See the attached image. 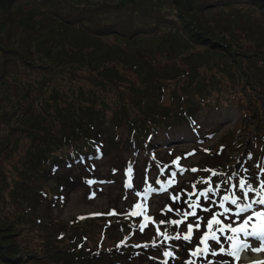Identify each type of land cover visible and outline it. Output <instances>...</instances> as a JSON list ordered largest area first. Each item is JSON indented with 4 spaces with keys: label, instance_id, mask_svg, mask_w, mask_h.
<instances>
[{
    "label": "trees",
    "instance_id": "trees-1",
    "mask_svg": "<svg viewBox=\"0 0 264 264\" xmlns=\"http://www.w3.org/2000/svg\"><path fill=\"white\" fill-rule=\"evenodd\" d=\"M68 1L67 6H60L56 0H0V264H25L29 262L28 257L33 259V264H38L42 257L19 239L21 225L27 219H18L19 211L27 210L23 204L25 201L30 202V191L34 192L32 197L37 191L36 179H32L30 185L29 177L30 172L39 170L35 164V146L39 140L46 153L45 162L39 166L44 169L50 166L52 158L62 157L66 142L73 149L72 155H75L86 144V135L91 131L92 137L93 134L101 133L109 139L122 137L123 134L132 144L141 146L150 119L124 108L122 97L106 84L113 87L128 72L141 78L134 85L135 88L142 89L151 81L158 84L156 102L161 101L162 105L170 103L176 90L182 87L193 88L208 102L198 84L169 79L165 72H156L152 66H146L145 54L133 42L134 26L144 23L142 16L141 21L132 19V24L126 26V37L121 38L122 47L112 56L117 65L110 67L107 76L110 80L104 81V93H98L94 88L86 89L76 82L84 77V71H88V76L94 80L98 72L107 75V70L99 66L102 65V59L88 58L82 49L75 51L74 46L69 47L74 53L58 55L53 51L58 36L71 27L91 31L96 37L92 40L95 45L86 52L89 55L92 50L107 45L105 38L110 32L113 37L118 36L115 23L116 20L119 23L125 19L127 7L125 3L120 4L122 1L116 0L106 22L98 19L102 9L95 3L96 0ZM197 1L208 18L206 27L216 29L225 36L240 32L253 35L254 23L259 26L263 24L264 0H222V4L216 0ZM180 5V1L171 0L162 11L173 12ZM77 11L81 14H77ZM224 51V48L216 49V52ZM233 61L237 62L238 74L245 82L244 88L256 90L255 99L259 100L258 103L252 99L247 101L241 127L246 135L257 134L260 129L264 130V84L261 83L259 87L255 84L261 81L264 73L260 69L247 71L239 61ZM262 61L264 63V57ZM75 62L82 64L78 74L69 70L70 64ZM75 90L78 99L74 98ZM88 96V107L94 113L86 121H79L76 111L84 107ZM65 102L66 112L60 121V128L54 133L55 140L50 145L45 144L43 138L51 135L55 111ZM110 109L113 111L110 112ZM89 122H92V126L88 130ZM75 126L78 131L74 133ZM72 134L74 139L68 144ZM20 135L28 137L29 141L20 145L22 160L12 162L11 151L20 142ZM77 139H81L82 143ZM27 206L28 209L35 208L34 203ZM63 242L54 241L56 247L52 250L53 255L66 262L73 261L67 244ZM15 250H19L20 254L14 253ZM96 259L104 260L107 264H124L123 259L112 260L108 254L98 255ZM142 262L139 259L133 263L126 261L125 264Z\"/></svg>",
    "mask_w": 264,
    "mask_h": 264
},
{
    "label": "rangeland",
    "instance_id": "rangeland-1",
    "mask_svg": "<svg viewBox=\"0 0 264 264\" xmlns=\"http://www.w3.org/2000/svg\"><path fill=\"white\" fill-rule=\"evenodd\" d=\"M119 1H122L120 4H126V16L125 19L119 23L116 20L115 26L117 27L119 34H117V37H113V33L110 32V35L105 38L107 45L96 48L87 55L86 52L92 48V45H95V42L92 40H94V37L96 36L91 31L78 29L76 27H71L63 35L58 36L59 38L57 42L54 43L53 51L58 55L74 53V51L69 48L70 46H74L75 51L82 49L84 56H87L88 58L102 59V65L99 66H102L103 69L107 70V75L104 76L103 73L98 72L95 79L92 80V77L88 76V71H84V77L80 78L79 81H76L79 84L84 85L86 89L94 88L98 93H100V91L104 93V81L109 82L110 80L107 78L108 73L110 72V67L114 66V64L117 65V62H115L114 57L112 56L119 51L120 47H122L121 38L126 37V26L132 24V19L137 18L140 13L141 5H144V0ZM56 2H58L60 6H67L69 4L68 0H56ZM95 3L102 9V12L99 13L98 19L108 22L116 0H96ZM77 14H81V12L77 11ZM111 18L114 19L113 16ZM263 35V31L255 34L256 37ZM252 42L253 39L248 37H240L235 42L239 48L247 52L244 56L240 57L241 59L239 60H241L243 66L248 70L263 66L261 60L253 54H264V44L258 47L257 45H252ZM247 54H252L253 56L246 57ZM160 57V55L157 56V58ZM176 60L179 62V59ZM160 61L165 63L170 62L171 59L162 55ZM198 62L199 64L196 67V79L202 85L201 87L204 89V92L210 100V104L214 105L220 103V108L211 113L209 120L204 124V128L208 129L217 126L219 131L224 132L226 128L239 126L241 120L240 114L246 110V100L249 96L254 95V91L252 89H247L246 91L243 90V81L235 71V64L225 56L215 55L209 63L201 62V59H198ZM70 65L69 70L76 74H78L80 68H82V64H78L77 62ZM73 95L75 99L79 98L77 90L74 91ZM84 102V107H80L79 110L76 111L78 112L77 116L79 117V121H86L90 114L94 113L93 111L91 112V109L88 107L90 102L89 96L86 97ZM193 108L197 112H201L203 110L207 111L209 106L199 101L193 105ZM65 112L66 102L65 104L62 103L55 111L51 135L43 138L45 144L50 145V143L52 144L55 140L54 133L60 128V121H62V116H64ZM90 126H92V122L88 123V130L90 129ZM77 131L78 129L75 126L74 133ZM73 134L72 138L68 140V144L74 139ZM231 135L232 129H229L226 134L222 136L225 138L227 144L225 151L232 146ZM19 140L20 142L17 143L11 151L12 156L10 161L12 162L22 160L20 145L26 140L29 141V138L20 135ZM80 142L82 143V141ZM65 145L63 147L64 152L69 151L67 142ZM246 146H248V143ZM35 151V164L38 165L39 170L36 169L35 171L30 172L29 183L31 185L33 181L32 179H36V184L38 185L39 190H42V194H44L45 190L49 194V197L45 198L44 196L35 193L34 197L40 199L39 202L38 199L32 197L34 192H32V190L30 191V202L28 203L25 201L23 204V208H27V210L23 211V209H21L19 211L18 219L20 221L27 219L21 225L22 229L19 239L30 250H34L38 255H42L41 260H38V264L41 261V264H44V260L48 258V252H50V242L54 241V238L56 237V229H61L63 226L62 224H65L73 215H76L77 213H91L96 209H101L102 205L97 199H94L93 201L86 200L84 197L85 193H80L79 189H75L82 185L81 182L75 186L72 185V182L78 181V178L75 176L74 172H71L70 170L73 166L76 167V169L78 168L79 158H77L75 162L73 160H64L66 165H61L60 161H57L55 167L50 170L49 177L44 168H42V166L39 167L40 164L45 162L44 156L46 154L40 140L35 146ZM64 152H62V155ZM127 155H129V152H127ZM138 158H141V156L139 155ZM57 159L59 158H52L51 161ZM59 184L62 185L61 188L63 187L62 191L61 188H58ZM35 189L36 187H34V191ZM68 189H71V191L69 192ZM26 203H34L35 208L28 209ZM83 228L90 229L91 224L85 225ZM14 253L20 254V251L15 250ZM58 259L59 258L57 257L55 260H49L48 264H57L59 262ZM28 261L29 262H25V264H33L32 258L28 257ZM96 262L97 261L88 260L79 264H95Z\"/></svg>",
    "mask_w": 264,
    "mask_h": 264
},
{
    "label": "snow or ice",
    "instance_id": "snow-or-ice-1",
    "mask_svg": "<svg viewBox=\"0 0 264 264\" xmlns=\"http://www.w3.org/2000/svg\"><path fill=\"white\" fill-rule=\"evenodd\" d=\"M223 148V146H221ZM208 151V149H205ZM193 153H188V155H193ZM180 157H176L172 161L179 167ZM163 171V170H161ZM184 169L180 168V172L183 173ZM190 171L197 172L196 168H191ZM206 172H211V175L203 180L205 187L198 189L197 184H192V191L188 192L187 195L189 199L184 201L187 204L188 209L181 211L180 209H173L171 206H166L165 211L172 212L177 211L181 216L180 219H171L167 221L168 224L173 226H180L186 221H189V217L194 218L192 221L186 223V231L177 232L174 235L167 234V229L162 233L159 227L157 228V235H163L165 241L168 240H183L191 242L195 232H199L201 225L205 218L198 215V210L209 215L210 218L206 219V230L199 237V243L195 249L189 251L190 257L202 256L206 261V264H214L209 256L215 257L217 255L226 254L233 257L235 260L240 259V253L242 251L250 250L253 252H264V179L257 177L259 181L258 185H254L248 179L240 177L237 183L230 185L226 194L219 197L218 200L213 199L216 193L221 189V184L213 185L212 178L219 175L216 171L211 169H205ZM247 171V169H243ZM260 171L264 173V167H261ZM127 172H131V167L127 169ZM176 172L172 173V178L167 182L170 184H175ZM233 175H237L233 173ZM232 177L228 178V183ZM89 184L92 181H88ZM157 183H160L157 180ZM126 187H130V184L126 183ZM239 190V194L237 191ZM161 191L167 190V185L161 186ZM148 191V189H145ZM139 195V194H138ZM193 197H195L193 199ZM171 199L174 203H179L181 201L180 193L172 196ZM202 200L207 202V206L202 204ZM256 206H259L258 208ZM135 208H142L143 212L146 213V205L142 206L137 204ZM215 209V210H214ZM115 210L110 211L107 215H115ZM141 212L132 211L130 215L138 216ZM92 215H103L101 213H93ZM223 217V219H221ZM83 217H81L82 219ZM152 217L144 215V220L139 225V230L144 231L147 226L145 221H151ZM227 221V222H225ZM165 221H160V224H165ZM195 230V232H194ZM223 238V239H222ZM127 237H125V240ZM256 241L258 246H253L251 241ZM209 241L214 242L219 245L218 248H213ZM121 244L124 241L120 242ZM227 243V247H225ZM147 247L148 245H143ZM155 241L152 242V247H157ZM119 247V244L117 245ZM134 247H140V245H134ZM162 255L166 258H175V252L171 248H167L163 251ZM162 264H168V260L165 259ZM184 264H196L194 260H187ZM256 264H264V262H256Z\"/></svg>",
    "mask_w": 264,
    "mask_h": 264
},
{
    "label": "bare ground",
    "instance_id": "bare-ground-1",
    "mask_svg": "<svg viewBox=\"0 0 264 264\" xmlns=\"http://www.w3.org/2000/svg\"><path fill=\"white\" fill-rule=\"evenodd\" d=\"M146 204V203H145Z\"/></svg>",
    "mask_w": 264,
    "mask_h": 264
}]
</instances>
